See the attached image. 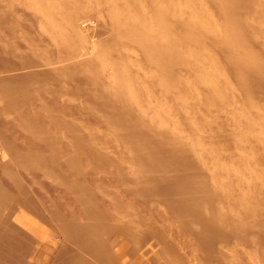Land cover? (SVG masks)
I'll list each match as a JSON object with an SVG mask.
<instances>
[{
	"label": "rangeland",
	"instance_id": "rangeland-1",
	"mask_svg": "<svg viewBox=\"0 0 264 264\" xmlns=\"http://www.w3.org/2000/svg\"><path fill=\"white\" fill-rule=\"evenodd\" d=\"M112 1L0 0V80L5 79V82H0V264L2 262L3 264H115L109 258L106 259L100 249L109 232L123 231L124 227L128 228L127 226L132 230L123 231L130 234L128 236L126 233L125 238L123 237L126 244L132 245L131 242L137 237L133 231L150 234L146 236L144 244L151 240L159 244L156 245L153 256L143 264H264V200L262 199L264 198L262 196L264 195V164H262L264 163L262 144L264 143V92H262L264 81H256L255 78L253 80L245 73H240L238 68L234 69L227 64L230 61L227 57L235 58V61L239 59L236 62L247 61V57L243 56L240 49L226 46L224 42L223 31L231 28L236 31L239 26V23L225 11V9L227 12L231 10L227 8L230 0H225L226 2L216 0L214 5L215 0H114L113 3ZM238 1L236 0L235 5L230 2L232 5L228 6H239L235 9L232 7L235 13L238 14L237 10L240 7L243 11L245 7L249 5L250 7L245 9L247 19L243 18L241 22L242 35L231 31L229 40L230 38L236 40L239 36L241 40L246 38L250 43L253 42L252 46L259 52V60L255 57L254 62L252 61L253 66L262 69L264 0H241L242 3ZM160 2L163 3V7L161 6L163 9H158ZM78 5L79 9H77ZM113 5L116 7L114 8ZM189 7H192L190 8L192 12H187L190 10ZM216 8L218 10H215ZM222 9L229 16H222ZM242 9L239 11L242 12ZM72 13L73 17L80 18L78 34L76 25L72 24ZM167 13L173 16H170L172 19ZM120 16L122 18H119ZM189 21L196 23L197 28ZM199 21L207 22L203 25ZM171 22L176 23L175 26ZM228 22L230 25L226 24ZM235 22L237 25L233 24ZM191 30L192 32H189ZM207 31L215 40L207 38L209 37ZM213 32L215 37L212 35ZM162 45L164 47H160ZM188 53V57L192 59L185 60ZM134 64L138 65L134 67ZM236 70H239L240 74L236 73ZM153 73L158 76L154 77ZM203 73L205 77L202 78ZM151 74L155 83L150 78ZM241 74L248 79L243 78ZM236 78H240L238 79L240 81ZM252 82L254 84H251ZM258 83H262L260 85L263 89ZM210 85H214L221 92L216 91V94L212 86L209 87ZM118 86L122 90L116 89ZM207 88L210 94L207 93ZM213 94L220 95L222 100L220 97L217 99L218 96L215 97ZM124 100L128 102L124 103ZM225 103L226 105L229 103L228 107L224 105ZM128 106L130 108L126 109ZM169 137L171 138L168 139ZM128 138L133 140L129 139L131 141L129 142ZM161 138L164 141L165 139L173 141L174 143L170 144L173 143L178 151H183L182 161L181 157L175 154H167L158 144L151 145ZM142 141L145 143L144 149L141 147L144 146ZM138 145L141 148H138ZM252 185L254 186L251 187ZM149 190L154 191L152 193L154 196ZM155 192L160 194L155 196ZM172 194H175L173 201L169 197ZM149 196H153V199ZM167 200L170 202L168 203ZM172 206L179 208V212H175ZM220 208H223L222 211ZM12 211H15L21 217L19 220L24 221L27 226L33 225V216L37 217L47 229L48 238L57 242L56 246L50 244L49 247L46 242L42 245L34 243L33 234L28 235L30 240H21L24 234L20 224L9 225V228L3 224ZM114 221L116 222L113 223ZM213 231L220 234L216 235ZM238 232L243 234L239 235ZM111 233L108 235L110 236ZM199 235L201 236L198 237ZM126 237L130 239L129 242ZM210 244L214 246L211 248ZM128 246L130 248L131 246L127 245V250H130ZM5 251L8 253H4ZM212 254L214 255L211 256ZM77 260L79 262H76Z\"/></svg>",
	"mask_w": 264,
	"mask_h": 264
},
{
	"label": "bare ground",
	"instance_id": "bare-ground-1",
	"mask_svg": "<svg viewBox=\"0 0 264 264\" xmlns=\"http://www.w3.org/2000/svg\"><path fill=\"white\" fill-rule=\"evenodd\" d=\"M75 1V0H74ZM108 1V0H107ZM114 1V0H113ZM113 1H112V3H113ZM118 1V0H117ZM123 1V0H122ZM121 1V2H122ZM157 1H161V0H157ZM166 1V0H165ZM165 1H162V2H165ZM168 1V0H167ZM225 1V0H224ZM235 1V2H234ZM238 1V0H237ZM241 0H239L238 2H240ZM243 1V0H242ZM242 1H241V3H242ZM245 1V0H244ZM248 1V0H247ZM246 1V2H247ZM79 2H81V1H79ZM152 2V1H151ZM174 2V1H173ZM192 2V1H191ZM219 3H220V1H218ZM217 2V3H218ZM223 2V1H222ZM221 2V3H222ZM226 2V1H225ZM225 2H224V4H225ZM229 2V4L230 5H235V3H236V0H230V1H228ZM230 2H232V4L230 3ZM234 2V3H233ZM83 3V2H82ZM104 3V2H103ZM111 3V2H110ZM117 3V2H116ZM126 3H127V1H126ZM216 3V0L214 1V3H213V5ZM249 3V2H248ZM119 4V3H118ZM138 4V3H137ZM150 4H152V3H150ZM160 4V6H158L157 8L158 9H163L162 7V4L163 3H159ZM172 4V3H171ZM178 4V3H177ZM196 4V3H195ZM223 4V3H222ZM222 4H220V5H222ZM228 3H226V5H227ZM243 4H244V2H243ZM256 4V3H255ZM103 5V4H102ZM122 5V4H121ZM120 5V6H121ZM125 5V4H124ZM169 5H170V3H169ZM173 5V4H172ZM212 5V6H213ZM230 5H228V6H230ZM239 5H241V4H239ZM39 6V5H38ZM111 6V5H110ZM128 6V5H127ZM162 6V7H161ZM217 6V8H218V5H216ZM227 6V8H230L231 10L230 11H228L227 12V10L225 9V11H226V13H229V15H231L232 16V18H233V20L234 21H236L237 23H239V26L237 27V30H236V28H235V30L236 31H233L232 30V28L231 29H229V30H226V31H223V36H224V39H225V45L227 46H234V47H237L238 49H240V52L241 53H243V56L245 55V57H247V61L246 62H236L237 60H239V59H237L236 61H235V58L233 59V58H231V57H227V58H229L228 60H230L227 64H230L231 65V67L232 68H234V69H236V68H238L239 70H236L235 72L237 73L238 71L241 73H245L246 74V76H248V77H252L253 78V80H254V78H255V80L256 81H260V82H262V81H264V59H261V63L263 64V68L261 69V67H259V68H257V67H255V66H253V62H254V59H255V57H256V59H258V57H259V52H257L258 50H256V48L254 49V46H252V43H250L246 38H244V39H242L241 40V38L238 36V39H236V40H231V38H230V40H229V32H231V31H233L234 33H238L240 36L242 35V28H243V26L241 25V22H242V20H243V18L245 19L246 18V8L248 9L249 7H250V5H249V7H245V9H244V11H243V9L240 7V9H242V12H240L239 10H237L238 11V14L237 13H235L236 11H234V9L237 7H228ZM248 6V5H247ZM108 7V6H107ZM106 7V8H107ZM113 7L115 8L116 6L115 5H113ZM125 7V6H124ZM179 7V6H178ZM177 7V8H178ZM214 7V6H213ZM220 7V6H219ZM223 7V6H222ZM221 7V8H222ZM239 7V6H238ZM237 7V8H238ZM243 8H244V5L242 6ZM259 7V6H258ZM39 8V7H38ZM80 7H79V5H78V8L77 9H79ZM91 8V7H90ZM97 8V7H96ZM139 8H140V6H139ZM169 8V7H168ZM190 8H192V7H189V9ZM215 8V7H214ZM213 8V9H214ZM215 9V10H218V9ZM225 8H226V6H225ZM260 8V7H259ZM67 9V8H66ZM120 9V8H119ZM151 9V8H150ZM188 9V8H187ZM186 9V10H187ZM197 9V8H196ZM233 9V10H232ZM252 9V8H251ZM39 10V9H38ZM57 10V9H56ZM68 10V9H67ZM81 10V9H80ZM87 10V9H86ZM92 10V9H91ZM116 10V9H115ZM192 9H190V10H187V12L189 11V12H192L191 11ZM224 9H222V11H223ZM253 10V9H252ZM42 11V10H41ZM88 11H90V9H88ZM110 11V10H109ZM119 11V10H118ZM166 11V10H165ZM171 11H173L172 10V8H171ZM194 11V10H193ZM198 11V10H197ZM219 11H221V9L219 10ZM249 11V10H248ZM247 11V12H248ZM255 11V10H254ZM116 12H117V10H116ZM115 12V13H116ZM122 12H123V10H122ZM130 12H131V10H130ZM163 12H164V10H163ZM162 12V14H164ZM175 12H176V9H175ZM186 12V11H185ZM195 12V11H194ZM244 12V13H243ZM49 13V12H48ZM47 13V14H48ZM119 13V12H118ZM117 13V14H118ZM132 13V12H131ZM135 13V12H134ZM169 13V12H168ZM167 13V16L170 18V19H172L171 17H173V16H171V15H169ZM179 13H180V11H179ZM181 13H182V11H181ZM219 13V12H218ZM226 13H224V11L222 12V16H224V15H226ZM249 13V12H248ZM247 13V14H248ZM250 13H251V10H250ZM249 13V14H250ZM262 13V12H261ZM84 14V13H83ZM89 14V13H88ZM87 14V15H88ZM112 14V13H111ZM125 14V13H124ZM127 14V13H126ZM178 14V13H177ZM220 14H221V12H220ZM255 14V13H254ZM116 15V14H115ZM119 15H121V14H119ZM118 15V16H119ZM143 15V14H142ZM151 15V14H150ZM160 15L161 14H159V17H160ZM166 15V14H165ZM164 15V16H165ZM181 15L182 14H180V16L179 17H181ZM186 15V14H185ZM188 15V14H187ZM228 15V14H227ZM226 15V16H227ZM228 15V16H229ZM252 15V14H251ZM67 16V15H66ZM90 16V15H89ZM88 16V17H89ZM118 16H116V18H118ZM127 16V15H126ZM158 16V15H157ZM166 16V17H167ZM171 16V17H170ZM200 17H201V15H199ZM205 16V15H204ZM231 16H230V18H231ZM254 16V15H253ZM71 17H73V13H72V15H71ZM133 17V16H132ZM156 17V16H155ZM206 17V16H205ZM221 17V16H220ZM225 17V16H224ZM258 17V16H257ZM94 18H95V16H94ZM119 18H122L121 16L119 17ZM124 18H125V16H124ZM128 18V17H127ZM158 18V17H157ZM164 18V17H163ZM187 18V17H186ZM53 19V18H52ZM72 19V24L73 25H76V33L78 34V30L80 29V23H79V20H80V18H78V17H73V18H71ZM87 19V18H86ZM138 19V18H137ZM165 19V18H164ZM178 19H181V18H178ZM187 19H189V18H187ZM201 19V18H200ZM247 19V18H246ZM93 20V19H92ZM118 20H120V19H118ZM122 20V19H121ZM124 20V19H123ZM130 20V19H129ZM134 20H136V19H134ZM157 20V19H156ZM173 20L174 21H176V19H174L173 18ZM182 20V19H181ZM181 20H179V21H181ZM184 20V19H183ZM182 20V21H183ZM195 20H196V17H195ZM224 20V19H223ZM60 21V20H59ZM94 21V20H93ZM159 21V20H158ZM225 21V20H224ZM228 21V20H227ZM258 21V20H257ZM88 22V21H87ZM97 22V21H96ZM113 22V21H112ZM126 22H127V19H126ZM143 22V21H142ZM160 22V21H159ZM190 23H191V25H192V23H193V25L192 26H198V25H196V23L194 24V22H192V21H189ZM188 22V23H189ZM199 22H202V21H199ZM205 22H207V21H203L202 22V24L204 25V23ZM229 22L231 23V19L229 20ZM229 22L228 23H226L227 25L229 24ZM236 22L235 23H233V24H235V25H237L236 24ZM134 23V22H133ZM132 23V24H133ZM138 23V22H137ZM140 23V22H139ZM144 23V22H143ZM152 23V22H151ZM172 23V22H171ZM197 23H198V21H197ZM225 23V22H224ZM248 23V22H247ZM83 24V23H82ZM86 24V23H85ZM97 24V23H96ZM103 24V23H102ZM120 24H122V23H120ZM124 25H125V23H123ZM147 24V23H146ZM161 24V23H160ZM173 24V23H172ZM176 24V23H175ZM175 24H173L174 26H175ZM58 25H60V24H58ZM68 25V24H67ZM104 25V24H103ZM135 25V24H134ZM144 25V24H143ZM163 25H164V23H163ZM202 25V26H203ZM230 25V24H229ZM232 25V24H231ZM242 27H241V26ZM244 25V24H243ZM51 26V25H50ZM85 26V25H84ZM137 26V25H136ZM173 26V27H174ZM205 26H206V24H205ZM204 26V27H205ZM194 27V28H195ZM199 27H201V26H199ZM207 27V26H206ZM245 27V26H244ZM84 28V27H83ZM94 28V27H93ZM134 28V27H133ZM153 28H156V27H153ZM197 28V27H196ZM196 28H195V30H196ZM203 28V27H202ZM221 28V27H220ZM234 28V27H233ZM143 29V28H142ZM147 28H145V30H146ZM174 29V28H173ZM208 29V27L206 28V30ZM215 29H216V27H215ZM226 29H227V27H226ZM63 30V29H62ZM83 30V29H82ZM93 30V29H92ZM198 30V29H197ZM244 30H245V28H244ZM63 31H65V30H63ZM205 31V30H204ZM129 32H131L130 30H129ZM148 32V31H147ZM163 32V31H162ZM189 32H192V30L191 31H189ZM196 32H198V31H196ZM211 32V31H210ZM249 32H250V29H249ZM88 33V32H87ZM91 33V32H90ZM93 33V32H92ZM135 33H136V31H135ZM134 33V34H135ZM145 33V32H144ZM151 33V32H150ZM149 33V34H150ZM153 33V32H152ZM173 33V32H172ZM194 33V32H193ZM206 32H204V34H205ZM207 35H209V34H211V33H209L208 31H207ZM252 33V32H251ZM71 34V33H70ZM80 34H81V32H80ZM79 34V35H80ZM195 34V33H194ZM250 34V33H249ZM82 35V34H81ZM91 35V34H90ZM96 35V34H95ZM106 35V34H105ZM126 35H127V33H126ZM158 35V34H157ZM173 35V34H172ZM199 35V34H198ZM197 35V36H198ZM201 35H202V33H201ZM214 37H215V35H214V32H213V34H212ZM75 36V35H74ZM104 36V35H103ZM110 36V35H109ZM112 36V35H111ZM115 36V35H114ZM123 36V35H122ZM154 36V35H153ZM165 36V35H164ZM203 36V35H202ZM245 36V35H244ZM243 36V37H244ZM247 36V35H246ZM71 37V36H70ZM81 37V36H80ZM135 37V36H134ZM148 37H150V36H148ZM186 37V36H185ZM233 37V36H232ZM67 38V37H66ZM105 38V37H104ZM116 38V37H115ZM128 38V37H127ZM198 38V37H197ZM207 38H211L210 37V35H209V37L207 36ZM235 38V37H234ZM111 39V38H110ZM158 39V38H157ZM188 39V38H187ZM211 39H213V38H211ZM233 39V38H232ZM249 39V38H248ZM255 39V38H254ZM71 40V39H70ZM69 40V41H70ZM103 40V39H102ZM132 40V39H131ZM176 40V39H175ZM197 40V39H196ZM206 40V39H205ZM213 40H215V39H213ZM89 41V40H88ZM158 41V40H157ZM161 41V40H160ZM201 41V40H200ZM203 41V40H202ZM234 41V42H233ZM261 41H262V39H261ZM149 42H151V41H149ZM190 42V41H189ZM194 42V41H193ZM255 42V41H254ZM259 41H257L256 43L259 45V43H258ZM264 42V41H263ZM95 43V42H94ZM120 43V42H119ZM141 43V42H140ZM73 44H75V43H73ZM121 44V43H120ZM131 44V43H130ZM161 44V43H160ZM168 44V43H167ZM170 44V43H169ZM181 44V43H180ZM208 44V43H207ZM261 44H262V42H261ZM70 45V44H69ZM148 45V44H147ZM222 45V44H221ZM94 46V45H93ZM120 46V45H119ZM122 46V45H121ZM142 46H146V45H142ZM154 46V45H153ZM264 46V45H263ZM160 47H164L163 45L162 46H160ZM189 47H191V46H189ZM77 48H78V46H77ZM76 48V49H77ZM167 48V47H166ZM192 48V47H191ZM218 48V47H217ZM224 48L226 49V47L224 46ZM229 48V47H228ZM261 48H262V46H261ZM93 49V48H92ZM111 49V48H110ZM139 49V48H138ZM141 49V48H140ZM144 49H146V48H144ZM148 49H152V48H149L148 47ZM221 49V48H220ZM237 49V50H238ZM260 49V48H259ZM79 50V49H78ZM87 50H89V48L87 49ZM157 50V49H156ZM160 50V49H159ZM162 50V49H161ZM174 50V49H173ZM188 50V49H187ZM206 50H208V49H206ZM264 50V49H263ZM80 51V50H79ZM92 51V50H91ZM111 51V50H110ZM128 51V50H127ZM147 51V50H146ZM153 51V50H152ZM158 51V50H157ZM166 51V50H165ZM236 51V50H235ZM70 52V54H71V51H69ZM88 52V51H87ZM144 52V51H143ZM148 52V51H147ZM147 52H146V54H147ZM151 52V51H150ZM149 52V53H150ZM156 52V51H155ZM154 52V53H155ZM187 52H189V51H187ZM199 52V51H198ZM217 52V51H216ZM223 52H225V51H223ZM223 52H222V55H223ZM261 52V51H260ZM77 53H78V51H77ZM83 53V52H82ZM126 53V52H125ZM130 53V52H129ZM142 53V52H141ZM160 53V52H159ZM162 53V52H161ZM166 53V52H165ZM165 53H164V55H165ZM263 53V52H262ZM61 54V53H60ZM84 54V53H83ZM111 54H112V52H111ZM128 54V53H127ZM137 54V53H136ZM157 54V53H156ZM66 55V54H65ZM80 55V54H79ZM103 55V54H102ZM115 55H117V54H115ZM126 55V54H125ZM148 55V54H147ZM159 55V54H158ZM161 55V54H160ZM167 55H170V54H167ZM175 55V54H174ZM179 55V54H178ZM185 55H186V53H185ZM188 55H189V53L187 54V56H185V57H183V59L185 58V60L187 59V58H190V59H192L191 57H188ZM213 55V54H212ZM226 55V54H225ZM241 55V54H240ZM83 56V55H82ZM131 56V55H130ZM144 56H145V54H144ZM176 56V55H175ZM183 56H184V54H183ZM191 56V55H190ZM230 56V55H229ZM70 57V56H69ZM93 57V56H92ZM97 57V56H96ZM119 57V56H118ZM146 57V56H145ZM148 57H149V55H148ZM163 57V56H162ZM161 57V58H162ZM169 57V56H168ZM167 57V58H168ZM233 57H234V55H233ZM239 57V56H238ZM242 57V56H241ZM66 58H67V56H66ZM180 58V57H179ZM101 59V58H100ZM157 59V58H156ZM182 59V60H183ZM222 59V58H221ZM66 60V59H65ZM68 60V59H67ZM66 60V61H67ZM86 60V59H85ZM120 60V59H119ZM131 60H133V59H131ZM145 60V59H144ZM174 60V59H173ZM179 60V59H178ZM214 60V59H213ZM223 60H225V59H223ZM227 60V59H226ZM246 60V59H245ZM259 60V59H258ZM84 61V60H83ZM142 61V60H141ZM148 61V60H147ZM156 61V60H155ZM168 61V60H167ZM170 61H171V59H170ZM180 61V60H179ZM253 61V62H252ZM62 62V61H61ZM86 62H87V60H86ZM105 62V61H104ZM129 62V61H128ZM176 62V61H175ZM174 62V63H175ZM256 62H257V60H256ZM259 62V61H258ZM78 63V62H77ZM91 63V61L89 62V64ZM93 64H94V62H92ZM167 63V62H166ZM189 62L187 61V64H188ZM190 63H191V60H190ZM196 63V62H195ZM72 64V63H71ZM79 64V63H78ZM103 64V63H102ZM168 64V63H167ZM172 64V63H171ZM259 64V63H258ZM92 65V64H91ZM99 65V64H98ZM138 65V64H137ZM137 65H135L134 64V67L135 66H137ZM147 65V64H146ZM151 65V64H150ZM152 65H153V63H152ZM152 65H151V67H152ZM157 65V64H156ZM156 65H155V67H156ZM179 65V64H178ZM255 65V64H254ZM261 65V64H260ZM83 66H85V64L83 65ZM100 66V65H99ZM112 66V65H111ZM154 66V65H153ZM159 66H160V64H159ZM185 66V65H184ZM227 66V65H226ZM96 67V66H95ZM94 67V68H95ZM144 67H145V65H144ZM165 67H166V65H165ZM175 67V66H174ZM195 67V66H194ZM66 68V67H65ZM86 68V67H85ZM84 68V69H85ZM132 68V67H131ZM163 68H164V66H163ZM163 68H161L163 71H165ZM181 68V67H180ZM96 69V68H95ZM139 69V68H138ZM146 69V68H145ZM187 69V68H186ZM188 69H189V65H188ZM67 69H65V71H66ZM86 70V69H85ZM100 70V69H99ZM155 70V69H154ZM161 70V71H162ZM228 70H229V68H228ZM74 72V71H73ZM81 72V71H80ZM97 72V71H96ZM107 72H109V71H107ZM118 72V71H117ZM155 72V71H154ZM203 72V71H202ZM233 72V71H232ZM234 72V73H235ZM238 72V73H239ZM121 73V72H120ZM147 73V72H146ZM145 73V74H146ZM160 73V72H159ZM195 73V72H194ZM211 73V72H210ZM239 73V74H240ZM71 74H72V72H71ZM102 74V73H101ZM116 74V73H115ZM190 74V73H189ZM204 74V73H203ZM244 74V75H245ZM100 75V74H99ZM109 75V74H108ZM149 75V74H148ZM155 75H157V74H155V73H153V76L155 77ZM174 75V74H173ZM242 76H243V74H241ZM240 75V76H241ZM71 76V75H70ZM75 76H77L76 74H75ZM112 76V75H111ZM151 76H152V74L150 75V78H151ZM158 76V75H157ZM157 76H156V78H157ZM202 76V78L203 77H205V74L204 75H201ZM233 76H234V74H233ZM235 76H237L236 74H235ZM246 76H243V78L245 77L246 79H248ZM69 77V76H68ZM115 77H116V75H115ZM121 77V76H120ZM136 77V76H135ZM138 77V76H137ZM148 78V77H147ZM149 78V79H150ZM166 78V77H165ZM178 78H179V76H178ZM200 78V77H199ZM232 78V77H231ZM243 78H241V79H243ZM30 79V78H29ZM34 79V78H33ZM108 79V78H107ZM112 79V78H111ZM152 80H153V78H151ZM162 79H163V77H162ZM207 79H208V77H207ZM211 80H213L212 78H210ZM209 79V80H210ZM237 79V78H236ZM238 79H240V78H238ZM237 79V80H238ZM62 80V79H61ZM116 80V79H115ZM147 80V79H146ZM152 80H150V82H152ZM157 80V79H156ZM244 80V79H243ZM1 81H3V82H5V79H3V80H0V82ZM7 81V80H6ZM75 81V80H74ZM120 81V80H119ZM168 81V80H167ZM173 81V80H172ZM238 81H240V80H238ZM256 81H254V82H256ZM9 82V81H8ZM70 82V81H69ZM72 82V81H71ZM98 81H96V83H97ZM113 82V81H112ZM132 82V81H131ZM153 82H154V80H153ZM174 82V81H173ZM104 83V82H103ZM117 83V82H116ZM119 83H122V82H119ZM155 83V82H154ZM179 83V82H178ZM177 83V84H178ZM211 84H212V82H210ZM220 83V82H219ZM236 83V82H235ZM187 84V83H186ZM214 84V83H213ZM241 84H242V82H241ZM245 84L246 83H244V86H245ZM248 84V83H247ZM251 84H254L253 82L251 83ZM260 84H262V83H258V86L260 85ZM84 85V84H83ZM105 85V84H104ZM121 85V84H120ZM123 85V84H122ZM163 85V84H162ZM189 85V84H188ZM217 85V84H216ZM256 85V84H255ZM41 86V85H40ZM71 86V85H70ZM81 86V85H80ZM124 86V85H123ZM144 86V85H143ZM161 86V85H160ZM166 86V85H165ZM169 85H167V87H168ZM181 86V85H180ZM185 86H187V85H185ZM212 85H210L209 87H211ZM239 86V85H238ZM247 86V85H246ZM245 86V87H246ZM250 86H253V85H250ZM258 86H256V89H257V87ZM262 85H260V88H262L261 87ZM121 87V86H120ZM141 87V86H140ZM205 87V86H204ZM214 85L211 87L212 89H214V92L216 93V91H217V93L218 92H221L219 89H216V87H214ZM218 87V86H217ZM222 87V86H221ZM254 87V86H253ZM42 88V87H41ZM73 88H74V86H73ZM80 88V87H79ZM108 88V87H107ZM119 88V86L118 87H116V89H118ZM161 88V87H160ZM175 88V87H174ZM188 88V87H187ZM200 88V87H199ZM203 88V87H202ZM241 88V87H240ZM242 88H243V86H242ZM247 88H249V87H247ZM78 89V88H77ZM82 89H84V88H82ZM87 89V88H86ZM90 89V88H89ZM97 89V88H96ZM111 89V88H110ZM120 89V88H119ZM118 89V90H119ZM184 89V88H183ZM206 89V88H205ZM209 88H207V93L208 94H210L208 91ZM216 89V90H215ZM245 89V88H244ZM253 89V88H252ZM255 89V88H254ZM263 89V88H262ZM261 89V90H262ZM79 90V89H78ZM91 90V89H90ZM90 90H89V92H90ZM99 90V89H98ZM101 90V89H100ZM120 90H122V89H120ZM119 90V91H120ZM156 90V89H155ZM196 90V89H195ZM204 90V89H203ZM219 90V91H218ZM222 90V89H221ZM236 90V89H235ZM260 89L258 88V90L257 91H259ZM88 91V90H87ZM126 91V90H125ZM165 91V90H164ZM169 91V90H168ZM171 91V90H170ZM206 91V90H205ZM213 91V90H212ZM242 91H246V90H243L242 89ZM79 92V91H78ZM94 92V91H93ZM96 92H98V91H96ZM189 92V91H188ZM241 92V91H240ZM253 92V91H252ZM251 92V93H252ZM261 92V91H260ZM262 92H264V90H262ZM104 93V92H103ZM121 93H123L122 91H121ZM138 93V92H137ZM163 93H165V92H163ZM166 93H167V91H166ZM173 93V92H172ZM196 93V92H195ZM202 93V92H201ZM212 93V92H211ZM216 93V94H217ZM223 93V92H222ZM238 93V92H237ZM247 94H248V91L246 92ZM87 94V93H86ZM105 94V93H104ZM120 94V93H119ZM125 94V93H124ZM192 94V93H191ZM220 94V93H219ZM244 94V93H243ZM126 95V94H125ZM144 95V94H143ZM221 95V94H220ZM218 96V95H216V96H218L217 97V99L220 97V99L222 100V98H221V96ZM223 95H224V93H223ZM231 95V94H230ZM260 95V94H259ZM85 96V95H84ZM101 96V95H100ZM114 96V95H113ZM112 96V97H113ZM160 96V95H159ZM163 96V95H162ZM181 96V95H180ZM179 96V97H180ZM184 96V95H183ZM189 96V95H188ZM196 96V95H195ZM210 97H212L211 95H209ZM213 96H215L214 94H213ZM215 96V97H216ZM226 96H228V95H226ZM256 96V95H255ZM120 97H122V96H120ZM123 97H124V95H123ZM175 97V96H174ZM203 97V96H202ZM229 97V96H228ZM235 97V96H234ZM247 97V96H246ZM257 97V96H256ZM255 97V98H256ZM259 98H260V96H258ZM109 98V97H108ZM115 98V97H114ZM135 98H136V95H135ZM143 98V97H142ZM227 98V97H226ZM258 98V99H259ZM100 99V98H99ZM122 99V98H121ZM169 99V98H168ZM171 99V98H170ZM173 99V98H172ZM214 99V98H213ZM216 99V98H215ZM224 99V98H223ZM251 99V98H250ZM102 100V99H101ZM104 100H105V98H104ZM113 100V99H112ZM135 100V99H134ZM264 100V99H263ZM262 100V101H263ZM133 101V100H132ZM149 101V100H148ZM153 101V100H152ZM186 101V100H185ZM184 101V102H185ZM205 101H206V99H205ZM213 101V100H212ZM244 101V100H243ZM104 102V101H103ZM113 102V101H112ZM111 102V103H112ZM123 102V101H122ZM126 102H128L127 100H126ZM125 102V100H124V103H126ZM138 102H139V100H138ZM183 102V101H182ZM201 102V101H200ZM90 103H92V102H90ZM110 103V104H111ZM131 103V102H130ZM129 103V104H130ZM143 103H145V102H143ZM94 104V103H93ZM102 104V103H101ZM135 104V103H134ZM192 104V103H191ZM196 104V103H195ZM229 104V103H228ZM227 104V105H228ZM231 104V103H230ZM100 105V104H99ZM103 105H105L104 103H103ZM112 105V104H111ZM181 105V104H180ZM198 105V104H197ZM224 105H226V103L224 104ZM226 105V106H227ZM263 105H264V103H263ZM97 106V105H96ZM118 106V105H117ZM120 106H121V104H120ZM146 106V105H145ZM155 106V105H154ZM213 106H215V105H213ZM218 106V105H217ZM216 106V107H217ZM239 106V105H238ZM98 107V106H97ZM111 107H113V106H111ZM147 107H148V105H147ZM149 107H150V105H149ZM189 107V106H188ZM187 107V108H188ZM225 107V106H224ZM228 107V106H227ZM226 107V108H227ZM246 107V106H245ZM103 108V107H102ZM105 108V107H104ZM107 108V107H106ZM128 108H130L129 106L126 108V109H128ZM135 108H136V106H135ZM134 108V109H135ZM142 108V107H141ZM140 108V109H141ZM218 108H220V106L218 107ZM225 108V109H226ZM233 108V107H232ZM98 109V108H97ZM114 109H116V107L114 108ZM121 109V108H120ZM143 109V108H142ZM208 109V108H207ZM109 110V109H108ZM112 110V109H111ZM130 110V109H129ZM128 110V111H129ZM132 110V109H131ZM149 110H151V109H149ZM220 110V109H219ZM230 110V109H229ZM94 111V110H93ZM105 111V110H104ZM121 111H122V109H121ZM124 111V110H123ZM194 111V110H193ZM196 111V110H195ZM198 111V110H197ZM257 111V110H256ZM97 112V111H96ZM109 112V111H108ZM144 112H146L145 110H144ZM181 112V111H180ZM214 112V111H213ZM216 112V111H215ZM100 113H101V111H100ZM103 113V112H102ZM142 113V112H141ZM228 113V112H227ZM108 114V113H107ZM128 114V113H127ZM102 115V114H101ZM129 115V114H128ZM131 115H132V113H131ZM131 115H130V117H131ZM145 115V114H144ZM160 115V114H159ZM239 115V114H238ZM108 116V115H107ZM147 116V115H146ZM153 116V115H152ZM156 117H157V114L155 115ZM166 116V115H165ZM202 116V115H201ZM208 116V115H207ZM231 116V115H230ZM101 117H103V116H101ZM206 117V116H205ZM211 117V116H210ZM224 117V116H223ZM229 117V116H228ZM151 118V117H150ZM168 118V117H167ZM203 118H204V116H203ZM212 118V117H211ZM215 118H216V116H215ZM231 118V117H230ZM102 119V118H101ZM130 120V119H129ZM150 120V119H149ZM208 120V119H207ZM207 120H205V121H207ZM117 121V120H116ZM147 121V120H146ZM158 121V120H157ZM180 121H182L181 119H180ZM188 121V120H187ZM110 122H112V121H110ZM115 122V121H114ZM127 122V121H126ZM131 122H133L132 120H131ZM148 122V121H147ZM155 122V121H154ZM164 122H165V120H164ZM109 123V122H108ZM135 123V122H134ZM160 123H161V121H160ZM185 123V122H184ZM188 123V122H187ZM128 124V123H127ZM138 124V123H137ZM157 124V123H156ZM120 125H122V124H120ZM125 125H126V123H125ZM132 125V124H131ZM143 125V124H142ZM145 125V124H144ZM188 125V124H187ZM193 125V124H192ZM114 126V125H113ZM112 126V127H113ZM147 126V125H146ZM162 126V125H161ZM166 126V125H165ZM185 126V125H184ZM218 126V125H217ZM117 127V126H116ZM132 127H133V125H132ZM155 127V126H154ZM168 127V126H167ZM186 127V126H185ZM193 127V126H192ZM202 127V126H201ZM207 127V126H206ZM211 127V126H210ZM216 127V126H215ZM138 128V127H137ZM142 128V127H141ZM156 128V127H155ZM169 128V127H168ZM208 128V127H207ZM221 128V127H220ZM126 129V128H125ZM149 129H151V128H149ZM195 129V128H194ZM200 129V128H199ZM116 130V129H115ZM114 130V131H115ZM119 130V129H118ZM123 130V129H122ZM135 130V129H134ZM133 130V131H134ZM143 130H145V128L143 129ZM161 130V129H160ZM216 130V129H215ZM217 130H219V128H217ZM78 131V130H77ZM137 131H139V130H137ZM136 131V132H137ZM161 131H163V130H161ZM171 131H173V128H172V130ZM188 131H190V130H188ZM198 131V130H197ZM204 131V130H203ZM224 131V130H223ZM222 131V132H223ZM245 131V130H244ZM126 132V131H125ZM135 132V131H134ZM133 132V133H134ZM141 132V131H140ZM155 132H157V131H155ZM127 134H128V132H126ZM197 133V132H196ZM195 133V134H196ZM204 133V132H203ZM207 133H208V131H207ZM220 133V132H219ZM118 134V133H117ZM137 134V133H136ZM157 134V133H156ZM164 134V133H163ZM162 134V136H164ZM173 134H174V132H173ZM179 134V133H178ZM190 134V133H189ZM194 134V133H193ZM234 134H236V133H234ZM243 134V133H242ZM242 134H240V136L242 135ZM248 133H245V135H247ZM120 135V134H119ZM126 135V134H125ZM139 135H141V134H139ZM143 136H144V134H142ZM150 135V134H149ZM155 135V134H154ZM158 135V134H157ZM192 135V134H191ZM232 135V134H231ZM117 136V135H116ZM169 136V135H168ZM171 136V135H170ZM196 136V135H195ZM223 136H224V134H223ZM135 137V136H134ZM156 137V136H155ZM165 137H167V136H165ZM194 137V136H193ZM218 137V136H217ZM231 137H233V136H231ZM236 137V136H235ZM133 138V137H132ZM132 138H128V141H129V139H132ZM146 138V137H145ZM158 138V137H157ZM171 137H169L168 139H170ZM178 138V137H177ZM202 138V137H201ZM200 138V139H201ZM211 138V137H210ZM213 138H214V136H213ZM122 139V138H121ZM124 139H126V138H124ZM123 139V140H124ZM138 139V138H137ZM150 140H151V138H149ZM153 139V138H152ZM186 139V138H185ZM218 139V138H217ZM228 139H229V136H228ZM127 140V139H126ZM133 140V139H132ZM144 140V139H143ZM177 140V139H176ZM211 140V139H210ZM251 140H252V138H251ZM258 140V139H257ZM121 142H122V140H120ZM127 141V142H128ZM146 142H148L147 140H145ZM152 141V140H151ZM155 141V140H154ZM153 141V142H154ZM174 141H175V139H174ZM181 141V140H180ZM221 141V140H220ZM253 141V140H252ZM129 142H131V141H129ZM133 142V141H132ZM136 142H138V141H136ZM143 143H144V141H142ZM141 142V143H142ZM171 142H173V141H169V140H167V139H165V141L164 140H162V138L161 139H159V141H155V143H151V145L153 144H158V146L160 147H162L163 149H164V151L168 154L169 153V155L171 154H175L176 156H178V157H184V155H183V151L181 150V151H178L177 149H175V147H174V142L172 143V145L170 144ZM176 142H178V141H176ZM175 142V143H176ZM215 142V141H214ZM227 142V141H226ZM239 142V141H238ZM149 143V142H148ZM194 143V142H193ZM213 143V142H212ZM233 143V142H232ZM243 143V142H242ZM253 143V142H252ZM61 144V143H60ZM131 144V143H130ZM129 144V145H130ZM137 143H135V145H136ZM150 144V143H149ZM228 144V143H227ZM262 144H263V146H264V143L262 142ZM122 145V144H121ZM126 145V144H125ZM178 145V144H177ZM203 145V144H202ZM218 145V144H217ZM225 145V144H224ZM233 145V144H232ZM245 145V144H244ZM248 145V144H247ZM250 145V144H249ZM120 146V145H119ZM131 146V145H130ZM137 146V145H136ZM147 146V145H146ZM150 145H148V147H149ZM155 146V145H154ZM183 146V145H182ZM216 146V145H215ZM132 147V146H131ZM140 146L138 145V148H139ZM142 148L143 147H145V143H144V146H141ZM140 147V148H141ZM147 147V148H148ZM151 147V146H150ZM153 147V146H152ZM151 147V148H152ZM157 147V146H156ZM177 147H179V146H177ZM180 147H181V145H180ZM185 147V146H184ZM228 147V146H227ZM234 147V146H233ZM255 147V146H254ZM259 147V146H258ZM261 147V146H260ZM123 148V147H122ZM146 148V147H145ZM183 148V147H182ZM195 148V147H194ZM199 148V147H198ZM217 148V147H216ZM4 149V148H3ZM126 149V148H125ZM144 149V148H143ZM150 149V148H149ZM154 149V148H153ZM226 149V148H225ZM229 149V148H228ZM258 149V148H257ZM129 150V149H128ZM127 150V151H128ZM157 150V149H156ZM200 150V149H199ZM212 150V149H211ZM214 150H216V149H214ZM213 150V151H214ZM220 150V149H219ZM222 150H224L223 148H222ZM260 150V149H259ZM5 151H6V149L4 150V152H2L3 154L5 153ZM95 151V150H94ZM135 151V150H134ZM141 151V150H140ZM143 151V150H142ZM145 151H147V150H145ZM145 151H143V152H145ZM193 151V150H192ZM202 151V150H201ZM204 151V150H203ZM232 151V150H231ZM138 152V151H137ZM148 152V151H147ZM154 152V151H153ZM186 152L188 153V151L186 150ZM224 152V151H223ZM236 152V151H235ZM1 153V152H0ZM87 153V152H86ZM146 153V152H145ZM162 153V152H161ZM206 153V152H205ZM260 153V152H259ZM7 154V153H6ZM100 154V153H99ZM136 154H138V153H136ZM217 154H220V153H217ZM222 154V153H221ZM226 154V153H225ZM227 154H229V153H227ZM237 154V153H236ZM264 154V153H263ZM141 155V154H140ZM143 155V154H142ZM141 155V156H142ZM145 155V154H144ZM166 155V154H165ZM2 156V155H1ZM187 156V155H186ZM261 156V155H260ZM263 156V155H262ZM137 157V156H136ZM140 157V156H139ZM182 157L180 158V160L182 161ZM244 157V156H243ZM210 158V157H209ZM92 159V158H91ZM112 159V158H111ZM156 159V158H155ZM167 159V158H166ZM176 159V158H175ZM207 159V158H206ZM230 159V158H229ZM231 159H232V157H231ZM259 159V158H258ZM261 159V158H260ZM263 159H264V157H263ZM104 160V159H103ZM160 160V159H159ZM163 160V159H162ZM179 160V159H178ZM210 160V159H209ZM135 161V160H134ZM157 161V160H156ZM234 161V160H233ZM137 162V161H136ZM163 162H165V161H163ZM98 163V162H97ZM161 163V162H160ZM186 163V162H185ZM189 163V162H188ZM197 163H199V161L197 162ZM202 163V162H201ZM149 164V163H148ZM152 164H154V163H152ZM174 164V163H173ZM176 164V163H175ZM190 164V163H189ZM226 164V163H225ZM262 164H264V163H262ZM199 165V164H198ZM150 167H151V165H149ZM159 166V165H158ZM174 166V165H173ZM260 166V165H259ZM109 167V166H108ZM116 167V166H115ZM118 167V166H117ZM157 167V166H156ZM158 168V167H157ZM172 168V167H171ZM264 168V167H263ZM96 169V168H95ZM139 169V168H138ZM160 169V168H159ZM158 169V170H159ZM165 169V168H164ZM171 170V169H170ZM177 170V169H176ZM175 170V171H176ZM183 170V169H182ZM98 171V170H97ZM112 171V170H111ZM150 171V170H149ZM168 171V170H167ZM174 171V170H173ZM138 172V171H137ZM206 172V171H205ZM213 172H214V170H213ZM213 172H212V174H213ZM141 173V172H140ZM140 173H138V174H140ZM145 173H147L146 171H145ZM145 173H144V175H145ZM153 173V172H152ZM174 173H177V172H174ZM113 174V173H112ZM136 174V173H135ZM163 174H164V172H163ZM181 174V173H180ZM185 174V173H184ZM143 175V174H142ZM141 175V176H142ZM147 175V174H146ZM173 175V174H172ZM172 175H170V176H172ZM196 175V174H195ZM206 175V174H205ZM208 175V174H207ZM119 176V175H118ZM140 176V175H139ZM154 176H156L155 174H154ZM159 176H161V175H159ZM164 176V175H163ZM162 176V177H163ZM167 176V175H166ZM177 176H178V174H177ZM211 176H213V175H211ZM254 176V175H253ZM161 177V178H162ZM173 177V176H172ZM171 177V178H172ZM235 177V176H234ZM255 177V176H254ZM153 178V177H152ZM170 178V179H171ZM174 178V177H173ZM237 178V177H236ZM68 179V178H67ZM73 179V178H72ZM149 179V178H148ZM147 179V180H148ZM151 179V178H150ZM155 179V178H154ZM159 179H160V177H159ZM163 179V178H162ZM167 179V178H166ZM169 179V178H168ZM167 179V180H168ZM133 180H134V177H133ZM136 180V179H135ZM158 180V179H157ZM183 180V179H182ZM190 180V179H189ZM253 180V179H252ZM184 181V180H183ZM200 181V180H199ZM257 181V180H256ZM132 182V181H131ZM147 182H149V181H147ZM156 182V181H155ZM172 182V181H171ZM176 182V181H175ZM142 183V182H141ZM159 183V182H158ZM249 183V182H248ZM257 183V182H256ZM255 183V184H256ZM131 184V183H130ZM150 184V183H149ZM144 185V184H143ZM125 186V185H124ZM149 186V185H148ZM155 186V185H154ZM159 186V185H158ZM176 186V185H175ZM190 186V185H189ZM254 185H252L251 187H253ZM147 187V186H146ZM160 187V186H159ZM192 187V186H191ZM194 187V186H193ZM215 187V186H214ZM78 188V187H77ZM125 188H126V186H125ZM150 188V187H149ZM155 188V187H154ZM157 188V187H156ZM185 188V187H184ZM183 188V189H184ZM207 188V187H206ZM216 188V187H215ZM135 189V188H134ZM148 189V188H147ZM192 189V188H191ZM213 189V188H212ZM253 189V188H252ZM87 190V189H86ZM101 190V189H100ZM151 190V189H150ZM149 190V191H150ZM162 190V189H161ZM166 190V189H165ZM174 190V189H173ZM196 190V189H195ZM198 190V189H197ZM226 190V189H225ZM225 190H224V192H225ZM251 190V189H250ZM261 190V189H260ZM125 191V190H124ZM154 191H155V189H154ZM154 191L153 192H151L150 191V193H151V195H153L152 193H154ZM160 191V190H159ZM182 191V190H181ZM215 191H217V190H215ZM214 191V192H215ZM220 191V190H219ZM227 191V190H226ZM255 191V190H254ZM262 191V190H261ZM183 192V191H182ZM196 192V191H195ZM194 192V193H195ZM200 192V191H199ZM259 192V191H258ZM263 192V191H262ZM73 193V192H72ZM131 193V192H130ZM140 193H142L141 191H140ZM156 193V192H155ZM99 194V193H98ZM106 194V193H105ZM157 194V193H156ZM155 194V196H158L159 194H157L156 195ZM211 194H212V192H211ZM215 194H217V193H215ZM254 194V193H253ZM139 195V194H138ZM140 195H142V194H140ZM173 195H175V194H172L171 196L169 195V197H171L172 199V201H173ZM183 195V194H182ZM206 195H209L208 193H206ZM226 195V194H225ZM133 196V195H132ZM137 196V195H136ZM143 197H144V195H142ZM154 196V195H153ZM153 196H149V197H153ZM162 196V195H161ZM178 196V195H177ZM198 196V195H197ZM262 196H264V195H262ZM111 197V196H110ZM168 197V198H169ZM181 197V196H180ZM209 197V196H208ZM214 197V196H213ZM215 197H217V196H215ZM138 198V197H137ZM140 198V197H139ZM146 198H147V196H146ZM155 198H157V197H155ZM167 198V199H168ZM175 198H176V196H175ZM187 198V197H186ZM251 198V197H250ZM253 198V197H252ZM112 199V198H111ZM149 198H147V200H148ZM153 199V198H152ZM160 199H162V198H160ZM165 199V198H164ZM178 199V198H177ZM207 199V198H206ZM263 200H264V198H262ZM145 200V199H144ZM146 200V201H147ZM157 200V199H156ZM176 200V199H175ZM187 200V199H186ZM191 200V199H190ZM254 200V199H253ZM262 200V201H263ZM118 201V200H117ZM138 201V200H137ZM136 201V202H137ZM141 201V200H140ZM150 201V200H149ZM164 201V200H163ZM162 201V202H163ZM168 201V203L170 202L169 200H167ZM171 201V202H172ZM185 200H183V202H184ZM208 202H209V200H207ZM212 201V200H211ZM211 201H210V203H211ZM260 201H261V199H260ZM217 202V201H216ZM246 202V201H245ZM4 203V202H3ZM153 203V202H152ZM205 203V202H204ZM220 203V202H219ZM251 203H253V202H251ZM109 204H111V203H109ZM121 204V203H120ZM179 204V203H178ZM177 204V205H178ZM207 204V203H206ZM211 204H214V203H211ZM244 204V203H243ZM112 205V204H111ZM124 205V204H123ZM151 205H155V204H151ZM150 205V206H151ZM181 205V204H180ZM184 205V204H183ZM201 205H203V203L201 204ZM118 206V205H117ZM133 206V205H132ZM149 206V207H150ZM159 206V205H158ZM157 206V207H158ZM197 206V205H196ZM246 206H248V205H246ZM155 207V206H154ZM170 207V206H169ZM173 207V206H172ZM175 207V206H174ZM173 207V210H175V212L176 211H178L179 212V208L177 209V208H174ZM192 207V206H191ZM190 207V209H194V208H191ZM206 207H207V205H206ZM119 208V207H118ZM123 208V207H122ZM124 208H125V206H124ZM134 208V207H133ZM161 208V207H160ZM203 209H205L204 207H202ZM120 209V208H119ZM129 209V208H128ZM168 209H170V208H168ZM187 209H189V208H187ZM216 209V208H215ZM222 209L223 208H220V210L222 211ZM183 210V209H182ZM218 210H219V208H218ZM124 211H126L125 209H124ZM195 211V210H194ZM96 212V211H95ZM136 212V211H135ZM121 213V212H120ZM133 213V212H132ZM137 213V212H136ZM136 213H134V214H136ZM206 213H208V212H206ZM218 213H219V211H218ZM130 214V213H129ZM173 214V213H172ZM182 214V213H181ZM180 214V215H181ZM189 214V213H188ZM191 214V213H190ZM189 214V215H190ZM215 214V213H214ZM94 215V214H93ZM109 215V214H108ZM179 215V216H180ZM193 215V214H192ZM195 215V214H194ZM210 215H212V214H210ZM217 215V214H216ZM136 216V215H135ZM196 216V215H195ZM192 217H194V216H192ZM21 217L14 211H12L11 213H10V217H7L6 218V220H4L3 221V224H4V226H6V227H8L9 228V225H12V224H20V227H21V229L23 230V234H24V236H23V238L21 239V240H30V239H28V235L29 234H33V240H34V243H36V244H39V245H42L44 242H46L48 245H49V247H50V244H52L53 246H56V244H57V242L55 241V240H51L50 238H48V232H47V229L41 224V222L38 220V218L37 217H35V216H33V225H30V226H27V225H25V223H24V221H20L19 219H20ZM102 218H104V217H102ZM111 218V217H110ZM178 218V217H177ZM197 218V217H196ZM211 218V217H210ZM218 218H219V215H218ZM136 219V218H135ZM192 219V218H191ZM213 219V218H212ZM219 219H221V218H219ZM103 220V219H102ZM126 220V219H125ZM184 220H186V219H184ZM193 220V219H192ZM208 220H209V218H208ZM101 221V220H100ZM112 221V220H111ZM137 221V220H136ZM187 221V220H186ZM185 221V222H186ZM197 221V220H196ZM200 221V220H199ZM203 221V220H202ZM207 221V220H206ZM216 221V220H215ZM252 221V220H251ZM116 221H114L113 223H115ZM146 222V221H145ZM188 222V221H187ZM194 222V221H193ZM201 222V221H200ZM199 222V223H200ZM211 222H213V220L211 221ZM259 222V221H258ZM91 223V222H90ZM96 223V222H95ZM100 223V222H99ZM189 223V222H188ZM188 223H187V225H188ZM221 223V222H220ZM94 224V223H93ZM102 224V223H101ZM117 224V223H116ZM132 224V223H131ZM191 224V223H190ZM194 224V223H193ZM202 224V223H201ZM215 224H216V222H215ZM215 224H214V227H215ZM249 224V223H248ZM90 225V224H89ZM97 225V224H96ZM109 225H111V224H109ZM198 225V224H197ZM240 225H242V224H240ZM253 225V224H252ZM59 226V225H58ZM118 226V225H117ZM200 226V225H199ZM203 226V225H202ZM212 226V225H211ZM210 226V227H211ZM221 226V225H220ZM224 226V225H223ZM222 226V227H223ZM232 226V225H231ZM238 226H239V224H238ZM244 225H242V227H243ZM77 227V226H76ZM86 227V226H85ZM96 227V226H95ZM107 227V226H106ZM128 228H126L125 229V227H124V230H126V231H128L129 230V226H127ZM133 228L135 227V226H132ZM227 227V226H226ZM64 228V227H63ZM67 228V227H66ZM202 228V227H201ZM225 228V227H224ZM232 228V227H231ZM89 229H90V227H89ZM101 229V228H100ZM117 229V228H116ZM136 229V228H135ZM145 229V228H144ZM203 229V228H202ZM207 229V228H206ZM211 229V228H210ZM209 229V230H210ZM220 229V228H219ZM237 229V228H236ZM7 230V229H6ZM5 230V231H6ZM70 230V229H69ZM80 230V232H81V229H79ZM113 231L115 230V229H112ZM112 230H110V231H112ZM123 230V231H124ZM131 230H132V228H131ZM131 230H129V231H131ZM137 230V229H136ZM139 230V229H138ZM149 230V229H148ZM200 230V229H199ZM208 230V229H207ZM214 230V229H213ZM221 230V229H220ZM238 230V229H237ZM237 230H236V232H237ZM4 231V230H3ZM58 231H60V230H58ZM101 231H102V229H101ZM115 231H116V233H115ZM114 231V233L112 232H109V233H111V235L109 236L108 234H107V236H105V238H104V243H102L103 244V247L100 249V252L101 253H103L105 256H106V259H108L109 258V260H111L112 261V263H115V264H139V263H141V264H143L144 262H146L147 260H148V258L149 257H151V256H153V254L155 253V250H156V245H159V244H156L155 242H152V240L150 241V242H148L147 241V243L146 244H144L143 242L147 239L146 238V236L148 235V234H145V232L144 233H142V232H138V231H133V233L137 236L135 239H133L134 241L133 242H131L132 243V245L130 244V243H128L129 241L128 240H130V239H128L127 237H126V240L128 241L127 243L131 246V248L129 247V249L130 250H127V245L128 244H126V241H124L123 240V237L125 236V234L127 233V235L128 236H130V234H129V232H123V231H119L118 230V232H117V230H115ZM215 231H216V229H215ZM215 231H213L214 233H215ZM222 231V230H221ZM227 231H228V228H227ZM249 231V230H248ZM77 232V231H76ZM106 232V231H105ZM202 232V231H201ZM200 232V233H201ZM206 232V231H205ZM229 233H230V231H228ZM235 232V231H234ZM236 232H235V234H236ZM242 232V231H241ZM263 232V231H262ZM72 233H73V231H72ZM102 233V232H101ZM130 233H132V232H130ZM133 233H132V236H134L133 235ZM187 233H189V232H187ZM231 233H233V232H231ZM239 233V235H241V234H243V233H240V232H238ZM255 233V232H254ZM209 234V233H208ZM216 235L217 234H220V233H218V232H216L215 233ZM214 234V235H215ZM3 235V234H2ZM6 235V234H5ZM57 235V234H56ZM102 235V234H101ZM150 235V234H149ZM148 235V236H149ZM160 235V234H159ZM194 235H195V233H194ZM198 235V234H197ZM205 235V234H204ZM45 236V239H43V237ZM131 236V237H132ZM196 236V235H195ZM201 235H199L198 237H200ZM210 236V235H209ZM231 236V235H230ZM235 236V235H234ZM258 236V235H257ZM83 237V236H82ZM101 237V236H100ZM104 237V236H103ZM213 237V236H212ZM211 237V239H213ZM224 237V236H223ZM236 237V236H235ZM244 237V236H243ZM259 237V236H258ZM15 238V237H14ZM125 238V237H124ZM130 238V237H129ZM254 238V237H253ZM82 239V238H81ZM92 239V238H91ZM101 239V238H100ZM150 238H148V240H149ZM151 239H152V237H151ZM154 239V238H153ZM207 239V238H206ZM223 239V238H222ZM249 239H251V237L249 238ZM32 240V241H33ZM37 240V241H36ZM131 240H132V238H131ZM196 240H197V238H196ZM201 241H202V237H201V239H200ZM204 240V239H203ZM226 240V239H225ZM231 240V241H230ZM229 241L230 242H232V239H230ZM253 241H254V239H252ZM258 240V239H257ZM58 241V240H57ZM89 241H90V239H89ZM212 241V240H211ZM247 241V240H246ZM255 241H256V239H255ZM82 242V241H81ZM216 242V241H215ZM221 242V241H220ZM228 242V241H227ZM243 242V241H242ZM159 243V242H158ZM199 243V242H198ZM210 243V242H209ZM222 243V242H221ZM255 243V242H254ZM204 244V243H203ZM225 245H227V244H225ZM248 245V244H247ZM254 245H257V244H254ZM261 245H263V244H261ZM26 246V245H25ZM198 246H199V244H198ZM207 246V245H206ZM212 246V244H210V246L209 247H211ZM214 246V245H213ZM212 246V247H213ZM216 246V245H215ZM252 246V245H251ZM203 247V246H202ZM211 247V248H212ZM52 248V247H51ZM208 248V247H207ZM216 248V247H215ZM25 249V248H24ZM93 249V248H92ZM91 249V250H92ZM95 249H96V247H95ZM164 249V248H163ZM172 249V248H171ZM209 249V248H208ZM10 249H8V251H9ZM51 250V249H50ZM88 250V249H87ZM206 250V249H205ZM215 250V249H214ZM8 251H5L4 253H8ZM169 251H171V250H169ZM14 252V251H13ZM78 252V251H77ZM90 252V251H89ZM175 252V251H174ZM202 252V251H201ZM262 252V251H261ZM4 253H3V255H4ZM75 253V252H74ZM164 253V252H163ZM210 253V252H209ZM76 254V253H75ZM81 254V253H80ZM89 256H90V254L89 253H87ZM99 254V253H98ZM97 254V255H98ZM161 254V253H160ZM208 254V253H207ZM262 254V253H261ZM74 255V254H73ZM168 255V254H167ZM169 255H172V254H170L169 253ZM174 255H175V253H174ZM209 255V254H208ZM214 254H212L211 256H213ZM63 256V255H62ZM156 256V255H155ZM26 257V256H25ZM83 257V256H82ZM205 257V256H204ZM94 258V257H93ZM96 258V257H95ZM99 258V257H98ZM231 258V257H230ZM92 259V258H91ZM97 259V258H96ZM95 259V260H96ZM102 259V258H101ZM156 259V258H155ZM165 259V258H164ZM21 260V259H20ZM80 260V259H79ZM82 260H84V259H82ZM157 260V259H156ZM6 261V260H5ZM11 261V260H10ZM152 261H153V259H152ZM162 261V260H161ZM76 262H79L78 260L76 261ZM156 262V261H155ZM30 263V262H29ZM220 263V262H219ZM264 263V262H263ZM2 264H3V262H2ZM12 264V263H11ZM85 264V263H84ZM147 264H149V263H147ZM163 264H165V263H163ZM210 264V263H209ZM216 264V263H215Z\"/></svg>",
	"mask_w": 264,
	"mask_h": 264
}]
</instances>
